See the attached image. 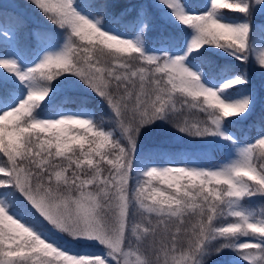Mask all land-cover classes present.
Wrapping results in <instances>:
<instances>
[{
    "label": "snow or ice",
    "instance_id": "1",
    "mask_svg": "<svg viewBox=\"0 0 264 264\" xmlns=\"http://www.w3.org/2000/svg\"><path fill=\"white\" fill-rule=\"evenodd\" d=\"M27 6L50 26L0 3V264H264V0Z\"/></svg>",
    "mask_w": 264,
    "mask_h": 264
},
{
    "label": "trees",
    "instance_id": "2",
    "mask_svg": "<svg viewBox=\"0 0 264 264\" xmlns=\"http://www.w3.org/2000/svg\"><path fill=\"white\" fill-rule=\"evenodd\" d=\"M7 2V0H0V3ZM15 3L22 5L23 7L21 8V11L25 14V16L28 18L30 25L33 22H39L45 26H50L48 25V22L41 16L38 12H36L33 8L28 7V0H15ZM193 3L197 6L202 8L203 4L205 3V0H193ZM226 11V10H225ZM231 17H235L236 14H228ZM256 23H264V17H258L257 19L255 18ZM238 65L239 68H242L243 65H239V62H232ZM249 72L254 80V82H257V77L258 74H260L255 67L252 65H249ZM257 86L260 85V83H256ZM99 111V110H98ZM253 125L248 124L247 125V130H244V126L242 125H235L231 130L237 135V137L243 138L245 136H255L256 131H258V127L256 130H252ZM154 133H149L146 136L147 141H151L154 138ZM172 146L179 149V148H188L195 150L197 147L201 149H205L207 152V157L211 159L214 162H220L224 159L225 152L223 151V147L219 145V142H213L212 145L203 147L201 144V141L199 139H189V138H184L182 141L175 142L172 141ZM251 204L256 206L257 208L264 206V201H261L260 199H254L250 201Z\"/></svg>",
    "mask_w": 264,
    "mask_h": 264
},
{
    "label": "rangeland",
    "instance_id": "3",
    "mask_svg": "<svg viewBox=\"0 0 264 264\" xmlns=\"http://www.w3.org/2000/svg\"><path fill=\"white\" fill-rule=\"evenodd\" d=\"M258 17H264V16H259V15H258V16L256 17V19H257ZM255 69H256V68H255ZM256 83H261V75H260V74H258L257 82H256ZM175 142H177V141H175ZM201 144H202L203 147L208 146V145L203 144L202 142H201Z\"/></svg>",
    "mask_w": 264,
    "mask_h": 264
}]
</instances>
